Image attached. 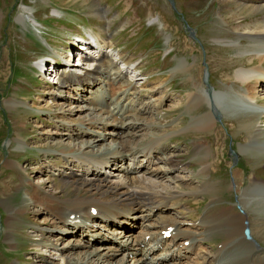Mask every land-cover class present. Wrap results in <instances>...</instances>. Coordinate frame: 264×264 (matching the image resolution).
Listing matches in <instances>:
<instances>
[{"label":"rangeland","instance_id":"1","mask_svg":"<svg viewBox=\"0 0 264 264\" xmlns=\"http://www.w3.org/2000/svg\"><path fill=\"white\" fill-rule=\"evenodd\" d=\"M172 1L174 4V9L170 7L168 0H0V62H3V65L0 68V264H59L61 261V255H59L57 251L63 250L67 247L69 248V246L73 253H77L85 249L92 250L93 248H97V250L101 253L107 250L109 252V254L106 256L107 259L105 260L107 262L104 261L103 264H116L118 257L120 256H123V258H121L117 264L124 262V258H130L132 253L128 252L127 250L120 249L118 252L114 253V251L117 250L114 249L113 251L109 248L105 249V247H101L102 244H109L108 242L110 241L107 239L103 240L102 243L99 241L95 242L91 246L88 242H84L85 239L91 240L93 237L98 236L113 238V243L111 245H115L116 247L120 245L116 243L119 241V239L120 243H123L122 241H133L137 236H140L142 239L148 241L149 244L156 243L157 247L154 249V251H148L144 254L147 260L152 258L157 259V256L162 257L163 253H167L169 249H174L176 247V245L173 244L175 240H155V229L151 228L150 232L144 233L143 230H136L133 227L135 224L132 226L128 221H124L126 224H128V227L123 229V227L120 226L117 227L116 225L112 224L104 225L99 223L100 219L96 217L93 221L95 225L90 228L84 226H78L76 228L64 227L62 229L64 231L63 232L62 230L59 231L56 228L58 221L56 220L53 211L38 209V211L33 214V211L31 213H27V210H23L18 207L19 204H22V200H28V194L21 186L22 184H24L26 190L29 189L28 192H30L32 188L39 191H46L48 193L54 192V194L59 197V200H64L63 196L66 195V193H63L62 190H68L67 194L70 196L74 195L76 192L72 186H65L63 184L68 180L62 179H67V177L70 178L67 176L69 168L63 169V173H66L65 175L61 174V176H54L56 180L45 183V185L40 184V182L42 183L43 180L48 176L46 175V177H44L45 172L41 171L47 167V164L54 163V161L61 164V161L59 160L60 158H58L57 155L50 156V153H48L49 151L40 149L38 146H36L39 143L43 144L47 141L46 138L51 136L50 133L47 132H53L55 129H57L55 127L58 124V119L53 115V111L55 110L51 109L52 105L55 106L53 102H55V104L58 101L59 104L61 103L60 99L54 100L53 96L55 97L56 93L50 97L53 102L48 104L47 108L44 107L45 110H47V114L49 115L52 113V116L47 118L42 116L41 119L44 121V123L40 122V118H34V112L46 114L43 112L45 110L43 109L42 105L45 104V99L38 100L41 105L37 102V99H39L38 93L42 92L40 89H42L46 83L45 79L41 78V72L38 71L36 67H34V64L37 61H41V59L47 56V54H51L52 56L61 59V54L64 51V48L68 49L69 45L72 44V42L68 40H73V38L70 32L66 31V29L63 31L52 30L53 34L50 31L51 35H48V42L43 41L42 36L34 30V32L31 30L37 36L34 37V39L24 34V31L30 29L31 25L35 26L37 24L32 16H34L37 20H41L42 18L45 19L47 18L46 16L48 14H58L61 7L65 6V8L75 11V13L71 15L75 20L83 19L84 15L89 17L88 21L90 22V27H85V33L95 29L106 34V36L108 35L110 40L115 42L116 49L119 48V45L117 42V35L115 33L120 32V37H123V34H125L126 44L132 46V48H135L133 53L135 55L133 57L143 56L141 61L142 67L148 71L157 67V63L155 61L157 50L154 48L151 50L150 46H154V42L158 44L159 38H161V41H164V37L167 36L166 45H161L159 50L164 51L166 48H170V51L167 55L173 53L171 56L181 57L176 61L177 63L180 61L179 64L182 70H177L168 79L169 82L163 89V93L166 94V103L162 105L160 113L163 117L162 120L177 117L179 122L176 126L172 127L174 130L183 128L188 118V115L185 114V112H181L183 106L180 100L173 104L174 98L183 99L185 97L186 91L189 88H191V91L197 90L195 89L193 80L187 79L186 76H184V73L191 78L192 76H195L194 81H198L196 86L201 83L204 88L206 84H204L202 78L206 74V80L209 84L207 85L212 91V94H210L212 96L211 99L214 104H216V110L221 123L215 120V128L210 130L211 133H213L210 134L211 148H209L210 142L208 140H205L204 144L200 141L202 145L197 141L193 144V148L195 150V160L187 161V167L190 168L195 163H201L203 161V155L200 153V151L204 150V148H206L205 144H207L208 153H204V156L207 157L204 161V163H206V168L203 171L205 175L204 178L211 180L213 183L211 185V190H218L219 192V194L214 197L212 204L213 202L218 204L222 203V205L229 207L228 212L231 214L234 212L247 214L248 225L251 228L252 223L257 224L255 231L252 228L257 245L243 241V239L240 237L241 234L236 233L234 235L233 240H235L233 243L235 244V247L229 249L226 252L231 257L232 255L236 256V258H232L231 263L237 264L242 262V264H249V260L246 258L249 247L252 248L253 246L255 249L262 248L264 250V218H257L256 216L257 212L258 215L264 216V194L262 193L261 188L253 186V181H251L252 175L249 173L251 169L254 170L255 173L264 175V172L261 169L262 163H260L263 159L261 158V161L258 159V166L255 163V167H252V165L249 163L251 160L248 161V159H251V157L242 150V144H246L247 141L249 146H252L255 150L264 147V141L257 142L255 140L249 139V136H247L248 131H246L244 135H242L243 132L240 133L238 126L239 122L237 121L239 118L232 115H234L238 109H241L239 104L242 102H247L249 104L247 100L249 98H247L244 93L239 94L238 88L234 87V85L231 83L232 79L228 80L230 74L232 77L233 75L236 77L237 72L242 69V67L239 66L240 61L238 58H245L246 60H249L250 56L244 52H241L239 49L241 48L242 50L246 48L245 46H249L252 43L241 40V38L245 39V37H243L244 29L254 28V25L264 21V2H262V0H251L250 2L246 1L245 3L238 0ZM245 6H248V9L244 8ZM253 14H256L257 16H253ZM149 16L153 17V20L150 23L147 22ZM155 16H158L159 18L157 19L158 23L155 21ZM183 18L189 23L190 26H192L191 28L193 34L195 33L197 35L199 41H196L187 34ZM225 23L230 25V27ZM142 24L154 25L142 29ZM55 26L60 28L63 25L55 23ZM71 27L73 30H76L77 26L71 25ZM48 29L50 30L51 27L48 26ZM228 30L231 32H227ZM102 33H100V35L104 37ZM150 35L153 36L154 40ZM225 36H228V38ZM30 38L33 42H31ZM38 40L43 44L45 49L38 45ZM73 41V48L78 47L75 44V40ZM237 42L238 44L241 43L244 45L239 47ZM251 51H253V53H257L254 50ZM57 52H60V57L56 55ZM159 54L160 52L157 53V55ZM75 57L76 56H74V59ZM64 59L65 58H63V60ZM68 61L73 63V59L71 60V58ZM256 61L257 60L254 62ZM172 62H175V60ZM234 64H236L238 67H236ZM58 65L61 66L60 68L63 73H67L69 69L78 71L86 68L84 65L78 64H68V67H66L61 64V61L57 63V66ZM225 66H227V68ZM86 73H89V71ZM91 76H94L95 79L98 78V76L93 74ZM37 80L38 82H36ZM39 81L41 82L39 83ZM189 85L190 87L188 88ZM204 88L199 91L202 92L207 98L208 91H206ZM37 89L40 91L36 92ZM59 90V88L56 89V91ZM257 91L258 94L256 97L262 98L260 103L263 104L264 102L262 101L264 99V89L262 84L257 86ZM20 96L33 98L32 100L27 99L29 102L31 101L29 104L24 102V104H22L20 101L23 100L20 99ZM170 99H172V102ZM46 101L49 103L50 99ZM68 101L73 100L69 97L63 104L64 108H68L70 105H76L73 104L74 102ZM9 102H16L21 106H10ZM257 103H255L254 108L260 107ZM143 104L146 105L145 103ZM209 104L210 103L207 105L205 103L204 105L209 107L211 106ZM235 104L238 107H236ZM139 108H142V105L139 106ZM41 109H43L42 112ZM205 109L203 106H201L195 112L201 113L204 112ZM244 110L242 111L244 112ZM247 111L250 110H246L245 112ZM140 112H142V110L139 111L138 116ZM78 115L79 114H77V116ZM151 118L152 119L148 120V123H155L153 121L156 120L155 116L151 115ZM224 120L226 124L224 123ZM229 120H231V123ZM258 122L257 124H259ZM42 124H44V126L38 127ZM261 126L264 128V122L262 121ZM124 129L126 128L124 127ZM142 131L143 130H141L139 133ZM195 131L196 130H192L187 133L192 134ZM158 133L159 135L162 134L160 136L163 137L169 134V132L167 134H164V132ZM173 133L179 138L181 137V140L184 139V143H186L185 145H190L192 137L188 135L185 130H177ZM207 133L208 130L205 133H199V135L202 136L206 135ZM17 134L24 137L26 145L19 146L17 142L13 140V137L16 139L20 137H18ZM120 135L123 134L121 133ZM214 135L217 136L216 140ZM120 137L115 138L117 140H121ZM128 137L131 138L133 136L130 135ZM134 137L131 140L134 144L143 138L138 137L136 140H134ZM230 145L232 146L236 158L239 159L240 163L245 167L244 171L231 163V158L228 154V147ZM200 146L204 147L201 149ZM180 154L181 151L177 153V155ZM188 155L189 153H183L181 156H178L175 159V164L187 159ZM159 156L164 157L166 155ZM257 156L260 157L256 151L255 157ZM208 160L215 161L217 164L216 171L210 173L209 175L208 172L212 166L208 164ZM40 163L42 164L41 168H39V166H35L36 164ZM199 166L200 165H198V167ZM164 167L167 168V172L171 169H175L173 171L175 173H169L168 177L163 176V178L153 175L147 176L148 179L151 178V180H155L156 183L160 184L162 188H172V186H176L183 190L188 187H197L198 182L196 180L191 181L189 179L190 177H188L187 180V175H190L193 178L195 176L194 173H189L185 169L182 170L181 166L176 167L172 164H167ZM52 168L53 167H48L49 171H53ZM176 168H179L181 171ZM246 168H248L249 171H246ZM72 170H76L75 173L77 174L83 172L80 171V168L78 170V168L74 166L72 167ZM235 171V174L238 175L236 179L235 174L233 173ZM159 172L163 173L164 171ZM47 173L50 174V172ZM12 178H18V180L13 182ZM169 178H171L173 182ZM236 180H239L240 183L237 187L236 185L232 186L231 181L236 182ZM69 181L72 180L70 179ZM249 181H251V183ZM203 186L204 182H202V189H205L206 186ZM254 192L260 193V197L257 198V201H254L252 198L254 196ZM86 193L87 191L85 192V190H81L79 195L82 196ZM9 194L11 195L9 198H7ZM197 197L199 198L198 202H193V197H187L185 199L186 205L183 208L187 209L186 212L195 211L197 214L196 218L200 217L202 220L207 222L209 217H207L206 212L208 211L207 204L209 197L208 195L203 197L198 195ZM236 203L240 204V206L243 208V212H240L236 206ZM251 203H254V206H251ZM256 208H260V210L258 209L259 211H256ZM33 209H37L36 206ZM96 215L97 214L95 212L93 217ZM239 215L243 216L241 214ZM177 216H179L178 213L173 215L174 219H176ZM166 221L169 224H172V221ZM195 224L196 223L185 222L184 224L180 225L181 229L183 228L186 230L184 231L180 229L179 231V234H183L182 236L184 239L188 238L191 232H193L192 235L194 236V240L196 238L197 241L196 244L191 246L189 249H186V253H188L189 256L187 259L181 257L180 259L183 262L180 264H206L208 259H212L213 262L212 257L220 248L219 243L212 241V239L215 235L220 233L221 226H216L214 228L211 224L213 228L209 226V228H211L210 232L205 233L203 226L198 228L195 226ZM38 229H42L40 230L42 232L36 235V231ZM113 230H117V232H111ZM187 231L190 232V234ZM177 232L178 231H176V233ZM61 234L62 238L60 236ZM39 239H41V242L43 241V243L53 242L55 248L49 249L44 247V245L37 244L36 240ZM179 244H181V242H179ZM180 251L183 252V249ZM40 252L41 254L44 253V257L38 255ZM34 253L38 258L41 257L45 259H37ZM222 254L223 252H218V255ZM73 257L76 258L74 255ZM149 262L150 261H148V263Z\"/></svg>","mask_w":264,"mask_h":264},{"label":"bare ground","instance_id":"2","mask_svg":"<svg viewBox=\"0 0 264 264\" xmlns=\"http://www.w3.org/2000/svg\"><path fill=\"white\" fill-rule=\"evenodd\" d=\"M238 1L245 3L246 1H250V0H238ZM262 2H264V0H262ZM244 8L248 9V6H245ZM244 31H246V38L245 39L241 38V40L251 42L252 44L250 45L248 44L249 46H245L246 48L242 50L240 48L239 50L241 52L249 54L250 57L249 60H246L245 58L243 59L238 58V60L240 61L239 66H241L242 69H240L237 72L236 77L235 75H233L232 72L233 77L230 74L228 80L232 79L231 83L234 85V87L238 88L239 94L244 93L245 96H247V98L255 100V96L258 94L257 86H260L262 84V87L264 89V21L260 22L257 25H254V28H246L244 29ZM93 36L99 41V43L97 44L98 47L87 46L89 47L87 48V51L92 50L96 52L94 53V55L85 54L83 57H80L81 58L80 63L83 62L88 64L86 70L81 74H77L71 70L69 74L60 76L54 86L49 85L44 87L45 89H43V91H45L47 95L46 96L47 98H43L45 99L44 100L45 104H42L44 110H45L44 107H47V105L50 104L47 103L46 100L51 96H53L55 93L56 96L55 97L53 96L54 100L60 99L61 103L59 104L58 103L59 101L56 102V104L55 102H53L55 106L52 105L51 108L52 110H55L53 111V115L55 116V118L57 117L58 119L57 126L56 127L54 126L57 129H55V131L53 132H47L50 133L51 135L50 137L46 138L47 141L44 142L43 144L39 143L38 145H36L40 149H45L49 151L48 153L52 151L54 154H57L58 158H60L59 160L61 161V164L56 163V161H54V163L47 164V167L45 169L43 170L40 169L41 171L45 172L44 177L48 175L44 180L42 178L43 182L42 183L40 182V184L45 185V183H49L52 180H56L54 177L52 179V176H50V174L47 173V172H51L52 174V171H49L48 167L55 168V166H59V167L65 166L71 168L75 166V167H79L83 172H81L80 175L76 176L74 170H70L67 175L70 178L67 177V179H62V180H68L63 184L65 186H72L76 192L74 193V195L70 196L69 194H67L68 190L61 189L63 193H66L67 196L66 195L63 196L64 200H59V197H57L56 194H54V192L48 193L46 191H39L32 188V190L28 192V200L25 199L22 200L23 201L22 204H19L18 206L20 209L27 210V213H31L33 211L32 212L33 214L37 212L38 209H46V211L48 210L53 211V214L56 220L58 221L56 228L59 231H61L64 227L78 226V224L80 223V217H83V220H81V222L84 224L85 227L92 226V222L90 223L88 222L93 217V215L90 212L91 207L96 208V214H97L96 216L99 217L100 219L104 221H106V219H109L117 224H120V222H122L121 218H124L126 216H132L133 210L137 208L126 204V202L123 199H131V198L134 199L138 196V192H140L141 190L147 189L143 191V193L146 195V197L149 200L152 199L148 197L147 194L156 195L157 196V199L155 200L156 204L157 202L163 201L164 199H166L165 201H168L172 196L175 195L174 193L176 192V190L173 189L174 188L173 186L172 188L170 187L162 188L161 185L156 183L155 180L153 181L151 180V178L148 179V177L146 176L143 177L141 176L140 178L132 179L133 176L131 174H127V172L135 170L137 168V165L128 167V164H125L124 166L119 167L121 172L123 173L122 177L117 176V173L114 179H110L107 177L108 173L105 171L104 167L112 163L113 160H119L121 162H124L125 155L134 151L133 148H131L133 145H135L131 141L132 138L134 136H137L139 132L143 129L142 126H138V125L132 127L135 120H131L127 116H124L122 118L125 109L122 107L121 104L117 103L118 98L128 96L127 94H129L130 92L129 87L131 85H134V81L127 78L125 79V69L119 67L116 64V62L110 56L111 53L109 55L107 49H109L113 45V42L112 41L109 42L105 37L101 36L100 33L99 34L96 33ZM237 45L241 47L244 44L241 43L238 44L237 42ZM71 46L72 44L69 45L68 49ZM251 49H253L257 53L255 52L253 53ZM66 59L68 58L64 59L65 63H67ZM255 60L257 61L254 62ZM124 61L128 62V57L124 58ZM54 62L56 61L54 60ZM234 65L236 66V64ZM225 67L227 68V66ZM88 71L89 73H86ZM92 74L98 76V78L95 79L94 76H91ZM57 88H59L60 90L56 91ZM69 97L73 101L77 100L78 102L76 103L75 106L70 105V107L64 108L63 106L64 101H66ZM128 98L132 103L136 111V114H138L139 111L141 110L142 111L148 110V106L144 105L143 101L141 99H138L137 96H135L134 98L132 96H129ZM206 100L207 98L205 97V95H203V93L200 92L198 89L188 92V103H189L188 110H190L191 108H195L196 111L202 106V103L205 102ZM38 104L40 103L38 102ZM9 105L15 107L21 106L16 102H9ZM141 105L142 108H139V106ZM236 107L238 106L236 105ZM212 108L216 109V107L213 105L210 109H205L204 112L196 113L194 111V113L191 114L192 120L194 122V126L196 127L197 124H199L196 127V129L198 128L199 133H205L207 130L210 129V122L211 124L214 122L212 117V111H214V109L212 110ZM43 109H41V112L43 111ZM240 110L238 109L236 113L232 115L239 118L237 121L239 122L238 126L240 133L243 132L242 135H244L245 132L248 131L247 136H249V139L255 141H264V128H262L260 124H257L258 121L259 122L261 120L264 121V114L256 111L245 112L247 109L245 110L240 109ZM242 110H244V112ZM43 112L47 114V110ZM51 114H49L50 117L52 116ZM77 114L79 115L77 116ZM137 117L139 118V116H135L134 119H136ZM35 118L41 119L42 115L39 114ZM153 121L155 122L153 123V125L159 124L156 120ZM40 122L44 123L42 119ZM41 126H44V124L38 127ZM124 127L126 129L122 131ZM121 133L123 135H120ZM150 133H153L154 137L152 136L148 137L145 143L152 141L154 138L157 140L158 143L162 142V140L164 139L163 136H160L162 134L159 135L158 131L152 130L149 132V134ZM167 133L168 131L164 132V134ZM17 135L18 137L19 136L20 137L18 139L13 137V140H15L18 145L23 146V143L25 142L24 137L19 134ZM130 135H132L133 137L131 138L128 137ZM115 137H120L121 140H117ZM205 146L207 148L208 145L205 144ZM164 147L165 146H162V144L161 145H157L155 143L152 144L150 147V151L153 152V154L145 157V160L147 161L145 165L147 166L149 162H154V158H158L159 160H164L166 156L164 157L159 156V155H165V152L163 150ZM202 147L200 146L201 149ZM242 150L245 151L251 157V159H248V161L251 160L252 167H255V163L256 164L258 163V159H260L261 161V157L258 156L255 157L253 149L249 146L248 141L246 142V144H242ZM202 151L203 150H201L200 153ZM35 166L36 167L39 166V168H41L42 164L41 163L36 164ZM166 169L167 168H165L164 166L162 167L160 165H157L155 169L152 171L159 172V171H166ZM62 170L63 169L60 168V170H58V174L63 172ZM123 176L125 177V179H123ZM70 179L72 181H69ZM171 181L173 182V180ZM256 184H258L259 186L262 185L261 187L264 188V184H260V183H256ZM153 185H155L156 188L153 187ZM204 186L206 185L204 184ZM81 190H85V192L87 191V193L81 196L79 195V192ZM10 195L11 194H9L7 198H9ZM250 205L254 206V203H251ZM35 206L37 209H33ZM160 206H161L160 204L157 205V207ZM209 209H210L209 210L210 219L208 225L210 227H212L211 224L213 225V227L216 225L224 226L226 231L221 235L222 241L224 244L226 242H231L234 237L233 235L239 233L240 228L243 227V223L241 219L245 217L244 214L243 216H240L239 214L236 213L231 214L230 212H228L227 208H224L215 203L212 204L209 207ZM258 209L260 210V208H256V211H259ZM69 213L73 214L71 218L68 216ZM166 220L168 219L167 218L165 219L164 225L169 224ZM103 224L106 225V223ZM256 226H257L256 223L255 224L252 223V228L254 231ZM161 227L165 228L164 226ZM40 230L42 229H38L36 231L37 232L36 235L42 232ZM250 231L251 229L249 230V232ZM192 233L193 232H191V234ZM250 233L252 236V231ZM176 234H178V236L181 235L182 237L181 239H184L182 236L183 234H179V231L177 233L176 231L173 232L174 236ZM60 236L62 238V234ZM103 240H105V238L103 236H99V237H93L91 241H89V239H85L84 242H88L89 245L91 246L93 243L98 241L101 242ZM244 241L250 243L249 240L244 239ZM36 242L37 244L44 245V247L49 249L55 248L53 242L43 243V241L41 242V239L36 240ZM140 242H142V240H136L133 243V245L130 246L131 250L134 253L138 252L139 254L138 253L135 255L133 254L132 260L128 263L145 264L144 257L142 256V254H144V251L146 249H151L153 248V246L147 245L146 242H143L144 247H141ZM122 246L124 248H128L127 244H124ZM104 247L105 249H107L110 246L105 244L103 248ZM226 248H230V249L233 248L232 243H228ZM96 250L97 248H93L92 250L85 249L80 252L73 253L69 246V248L67 247L64 248L63 250L57 251V253L61 255L60 258L61 261L59 264H103L104 261L107 259L106 256L109 254V252L106 250L103 253H101L100 251L98 250L96 251ZM247 251L248 252L246 258L247 260H249V262L247 261L249 264H264L263 249L256 250L255 248L249 247ZM43 254H41L40 252L38 255L44 257ZM34 255L36 256L35 253ZM73 255L76 256V258L73 257ZM41 257L38 258L36 256L37 259L40 260L45 259ZM215 257H217V255H215ZM210 264L212 263L210 262ZM237 264H242V262Z\"/></svg>","mask_w":264,"mask_h":264},{"label":"water","instance_id":"3","mask_svg":"<svg viewBox=\"0 0 264 264\" xmlns=\"http://www.w3.org/2000/svg\"><path fill=\"white\" fill-rule=\"evenodd\" d=\"M246 231V230H245Z\"/></svg>","mask_w":264,"mask_h":264}]
</instances>
